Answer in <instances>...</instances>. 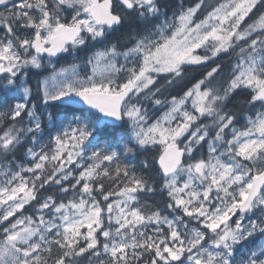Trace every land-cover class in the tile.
Instances as JSON below:
<instances>
[{"label":"snow or ice","instance_id":"6c2138e0","mask_svg":"<svg viewBox=\"0 0 264 264\" xmlns=\"http://www.w3.org/2000/svg\"><path fill=\"white\" fill-rule=\"evenodd\" d=\"M0 264H264V0H0Z\"/></svg>","mask_w":264,"mask_h":264},{"label":"trees","instance_id":"16d2710c","mask_svg":"<svg viewBox=\"0 0 264 264\" xmlns=\"http://www.w3.org/2000/svg\"><path fill=\"white\" fill-rule=\"evenodd\" d=\"M188 2H191V0H188ZM91 55V52H80L78 54V58H76V63H79L82 67V70L83 72L86 71L85 70V60H86V57L90 56Z\"/></svg>","mask_w":264,"mask_h":264},{"label":"rangeland","instance_id":"374dc122","mask_svg":"<svg viewBox=\"0 0 264 264\" xmlns=\"http://www.w3.org/2000/svg\"><path fill=\"white\" fill-rule=\"evenodd\" d=\"M81 70V72H82V69H80Z\"/></svg>","mask_w":264,"mask_h":264}]
</instances>
